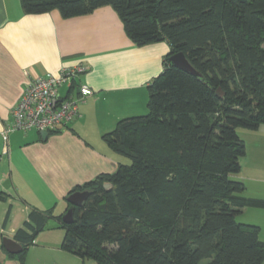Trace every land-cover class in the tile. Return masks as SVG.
<instances>
[{"label": "trees", "instance_id": "1", "mask_svg": "<svg viewBox=\"0 0 264 264\" xmlns=\"http://www.w3.org/2000/svg\"><path fill=\"white\" fill-rule=\"evenodd\" d=\"M19 1L26 14L56 9L63 18L110 5L135 44L170 49L147 85V112L102 135L130 164L68 193L90 194L68 203L62 249L95 264H261L259 227L236 217L264 200L244 196L230 175L245 154L236 128L264 124V0ZM178 52L196 74L170 61ZM46 211L28 213L13 234L22 251L9 257L22 264Z\"/></svg>", "mask_w": 264, "mask_h": 264}, {"label": "crops", "instance_id": "2", "mask_svg": "<svg viewBox=\"0 0 264 264\" xmlns=\"http://www.w3.org/2000/svg\"><path fill=\"white\" fill-rule=\"evenodd\" d=\"M169 50L165 41L135 44L110 5L63 18L56 9L26 14L19 0H0V164L8 170L3 193L12 201L9 215L20 213V223L9 234L3 222L6 237L13 238L31 210L53 208L75 186L115 171L121 158L102 135L119 119L146 112L147 85L161 73ZM77 65L86 70L71 89L85 83L93 93L78 103L74 119L48 131L44 139L35 129L2 137L31 79ZM257 135L264 149V124ZM254 173L252 178L264 180L259 166ZM68 209L67 202L63 210ZM1 245L0 253L9 257Z\"/></svg>", "mask_w": 264, "mask_h": 264}, {"label": "rangeland", "instance_id": "3", "mask_svg": "<svg viewBox=\"0 0 264 264\" xmlns=\"http://www.w3.org/2000/svg\"><path fill=\"white\" fill-rule=\"evenodd\" d=\"M147 112V109H146ZM144 112V114L146 113ZM258 129V128H257ZM257 129H247L238 127L236 132L244 141L245 154L239 158L240 171L231 174L230 178L241 181L244 184L243 195L251 198L264 200V180H256L252 175L259 166L260 171L264 162V149L258 145ZM122 164H130V158L125 155H118ZM4 163L0 164V244L2 236L6 234L1 229L6 213L11 206L12 201L3 193V187L8 182V170ZM67 201H60L56 206L47 210L44 227L38 232L34 241L26 246L23 253L22 264H95L92 259H82L74 254L64 251L61 247L65 230L61 225V220L66 213L65 208ZM8 217L6 223V232L9 234L10 227L18 225L20 222V213ZM236 221L243 225H255L259 227V239L264 242V208L246 206L242 208ZM4 233V234H3ZM1 264H21L18 256L5 257L0 253ZM261 264H264V259Z\"/></svg>", "mask_w": 264, "mask_h": 264}, {"label": "built area", "instance_id": "4", "mask_svg": "<svg viewBox=\"0 0 264 264\" xmlns=\"http://www.w3.org/2000/svg\"><path fill=\"white\" fill-rule=\"evenodd\" d=\"M85 70L82 65L63 67L57 74L31 79L13 107L12 124L2 137L6 139L7 132L17 130L51 131L74 119L78 103L93 93L85 83H78L71 89Z\"/></svg>", "mask_w": 264, "mask_h": 264}, {"label": "water", "instance_id": "5", "mask_svg": "<svg viewBox=\"0 0 264 264\" xmlns=\"http://www.w3.org/2000/svg\"><path fill=\"white\" fill-rule=\"evenodd\" d=\"M170 61L176 67L184 71L190 72L192 74H196L195 70L190 66L185 56L181 52L171 55ZM40 134L42 138L44 139L47 136L48 131H41ZM89 194L90 193L88 191H75L66 197V201L72 206L79 207L87 199ZM62 221L64 223H71L73 221L72 208H69L66 211V213L62 217ZM2 246L4 247L6 252H8L9 254L15 255L22 251V246L18 242H16L13 238H9L6 236L2 238Z\"/></svg>", "mask_w": 264, "mask_h": 264}]
</instances>
